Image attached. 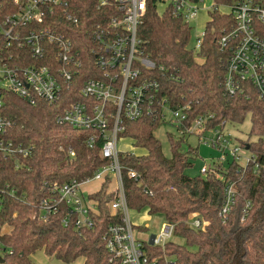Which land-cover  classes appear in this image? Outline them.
<instances>
[{"label":"trees","instance_id":"trees-1","mask_svg":"<svg viewBox=\"0 0 264 264\" xmlns=\"http://www.w3.org/2000/svg\"><path fill=\"white\" fill-rule=\"evenodd\" d=\"M14 0H1L12 7ZM67 0L66 15L56 17L59 31L68 33L75 47L88 54L90 39L85 30L100 23L106 26L117 16L114 0ZM198 1V0H192ZM214 11L208 13L196 54L187 50L190 27L169 12L149 4L136 31L143 56L155 69L142 77L155 79L158 96L170 107H187L188 120L212 115L207 122L213 128L225 121L231 125L250 116L248 139L241 147L249 151L253 164L241 171L233 160L226 164L213 162L205 175L190 178L184 170L192 166L196 150L187 154L171 146L166 158L154 131L160 122L144 114L136 121L122 120L120 138L129 139L140 153H121L122 185L128 210L146 209L174 225V237L183 239L184 246L172 241L166 244L167 254L174 264H261L264 262V104L250 91L245 96L228 97L222 86L227 53L221 51L218 38L222 28L232 24L230 14L217 8L232 4V0H213ZM67 16L72 19L67 20ZM76 20V23H74ZM91 59L86 64L91 65ZM92 66V65H91ZM77 82L91 78L89 69L78 73ZM81 100L78 91L49 105L35 104L13 93L0 95V119L10 123L4 139L14 145L32 148L27 157L0 158V264H34L31 257L42 251L63 264H120L109 261L105 249L106 229L118 223L120 215L111 213L108 205L114 199L112 183L107 178L85 198L96 203L92 212L93 227L76 230L71 215L67 226L62 220L67 206L57 202L50 185L62 186L72 181L84 182L107 161L100 155L102 137L88 130H77L55 123L57 116L71 103ZM95 136L92 148L86 145ZM254 138V141H250ZM69 151L73 153L71 157ZM133 171L135 176L129 177ZM226 181L234 182L236 197L225 223L218 216ZM42 201L55 205L47 211ZM249 202L244 220L243 210ZM190 217L202 222L194 230L186 222ZM156 251V250H155ZM156 253H158L156 251Z\"/></svg>","mask_w":264,"mask_h":264},{"label":"built area","instance_id":"built-area-1","mask_svg":"<svg viewBox=\"0 0 264 264\" xmlns=\"http://www.w3.org/2000/svg\"><path fill=\"white\" fill-rule=\"evenodd\" d=\"M200 0H114L117 16L111 17L106 26L99 22L85 30L91 47L87 53L80 52L71 38L59 31L57 15H66L67 0H14L12 7L6 8L0 0V95L13 93L29 104L37 101L49 105L59 102L64 96H72L78 91L81 100L71 103L56 117L59 126H69L77 130H88L102 137L100 155L107 165L97 169L84 182L66 183L62 186L50 185L57 203L67 206V215L62 224L67 226L71 215L76 217L74 228L91 229L92 212L96 203L87 200L83 187L91 183H102L109 179L113 184L114 199L108 205L111 213L120 215L119 222L107 227L103 240L111 261L120 264H174V258L167 254L166 244L174 237V225L163 222L156 234L150 235L147 243L137 241L133 235L128 207L125 200L121 165L117 142L124 128L122 120L136 121L144 114L158 122L164 121L170 112V124L182 134L199 136L208 129L207 122L212 115L198 116L188 120L187 107H170L166 99L158 96L159 86L155 79L142 77L155 69V65L141 51L136 31L149 4L174 18L189 22L200 12ZM105 0L100 1L104 5ZM222 14H230L232 24L222 28L218 38L221 51L227 53L222 86L228 97L245 96L252 91L264 104V0H232V4L222 6ZM206 15L214 8L204 9ZM72 18L67 16V20ZM76 23V20H74ZM201 39L196 42L199 50ZM91 59V65L86 64ZM88 70L92 77L77 82L78 73ZM225 121L217 125L208 147L219 153L215 163H223L225 156L236 162L241 171L253 164L241 155L242 147L229 150L230 139L222 135ZM10 123L0 119V158L27 157L32 148L14 145L3 138ZM95 136L87 139L92 148ZM201 138V137H200ZM202 139V138H201ZM72 157L73 153L69 151ZM242 164H240V163ZM208 166L200 169L205 175ZM129 177L135 176L133 171ZM236 197L235 184L226 181L223 201L218 216L225 223ZM55 204V205H56ZM55 205L42 201L47 211ZM251 208L245 204L243 217ZM194 230L202 229V222L194 218L186 222ZM158 253H156V251ZM261 264H264L262 262Z\"/></svg>","mask_w":264,"mask_h":264},{"label":"rangeland","instance_id":"rangeland-1","mask_svg":"<svg viewBox=\"0 0 264 264\" xmlns=\"http://www.w3.org/2000/svg\"><path fill=\"white\" fill-rule=\"evenodd\" d=\"M213 0H200L198 6L201 9L196 19L189 22L190 36L189 41L186 46L187 50H191L193 54L197 53L196 42L201 38L203 33L204 24L208 19L204 9L214 8ZM218 12H223L226 10L224 7H218ZM170 112L165 113L164 121L160 122L159 126L154 131L155 139L160 143L162 154L166 158H170L172 155L171 146L178 145L177 151L181 154H187L189 150H196L195 156L192 158V166L184 170V174L190 178L200 175V169L207 165H211L219 157V153L214 149L208 147L206 140H210L213 137L215 131H219L218 126L206 129L201 136L197 134H182L178 131L175 126L170 124ZM251 127L250 116H246L242 123L237 125H231L225 123L222 129V135L230 139L229 150L233 147H241V142H245L248 139L249 131ZM202 139H201V138ZM250 141H254L251 138ZM207 144V145H206ZM118 151L122 153L138 154L140 151L133 147L132 142L127 138H118L117 142ZM243 159H248L250 157L249 151L242 150L241 155ZM231 158L225 156L223 164L230 161ZM240 163V162H239ZM242 164V163H240ZM98 183H91L83 187L84 196L87 192L93 191L97 188ZM113 186V184H112ZM130 223L133 227V235L137 241L142 243H147L149 236L156 234L164 219L159 215H150L147 213L146 209L139 211L128 210ZM190 217L188 221L192 220ZM172 242L184 246V241L181 238L173 237ZM31 260L34 264H63L54 257H49L45 255L42 251L36 252ZM83 260L78 259L73 264H82Z\"/></svg>","mask_w":264,"mask_h":264},{"label":"water","instance_id":"water-1","mask_svg":"<svg viewBox=\"0 0 264 264\" xmlns=\"http://www.w3.org/2000/svg\"><path fill=\"white\" fill-rule=\"evenodd\" d=\"M246 149H248V147H246Z\"/></svg>","mask_w":264,"mask_h":264}]
</instances>
